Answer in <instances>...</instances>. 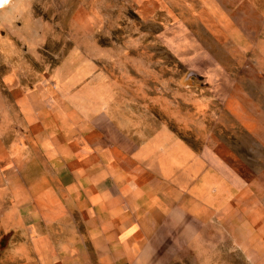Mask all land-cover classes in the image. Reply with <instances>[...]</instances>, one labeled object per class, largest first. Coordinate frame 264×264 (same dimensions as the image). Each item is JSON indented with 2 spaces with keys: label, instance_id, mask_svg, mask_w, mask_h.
Wrapping results in <instances>:
<instances>
[{
  "label": "crops",
  "instance_id": "0c3cea01",
  "mask_svg": "<svg viewBox=\"0 0 264 264\" xmlns=\"http://www.w3.org/2000/svg\"><path fill=\"white\" fill-rule=\"evenodd\" d=\"M214 24L213 64L201 77L213 122L226 129L201 146L156 127L148 98L130 97L126 112L116 86L77 83L73 69L55 83V97L23 103L18 128L1 138L11 166L0 179V222L18 235L28 263L171 264L214 224L240 248L259 247L252 241L264 231V22L217 0ZM167 39L184 64L212 56L183 27Z\"/></svg>",
  "mask_w": 264,
  "mask_h": 264
},
{
  "label": "rangeland",
  "instance_id": "374dc122",
  "mask_svg": "<svg viewBox=\"0 0 264 264\" xmlns=\"http://www.w3.org/2000/svg\"><path fill=\"white\" fill-rule=\"evenodd\" d=\"M213 1L0 0V179L8 177L11 166L2 153V135L18 128L25 101L55 97V83L65 80L67 69L79 72L77 83L102 78L116 86L126 112L130 97L148 98L155 126H168L194 146L213 140L214 130L226 129L213 122V97L201 77L213 64ZM218 1L264 22V0ZM181 27L212 56L189 65L179 61L167 38ZM83 66L91 67L89 76L82 74ZM253 239L259 247L242 249L214 224L171 264H264V231ZM20 246L18 235L3 232L0 222V264L28 263Z\"/></svg>",
  "mask_w": 264,
  "mask_h": 264
},
{
  "label": "bare ground",
  "instance_id": "6f19581e",
  "mask_svg": "<svg viewBox=\"0 0 264 264\" xmlns=\"http://www.w3.org/2000/svg\"><path fill=\"white\" fill-rule=\"evenodd\" d=\"M5 2L7 3L8 2V0H5ZM119 246V245H118Z\"/></svg>",
  "mask_w": 264,
  "mask_h": 264
}]
</instances>
